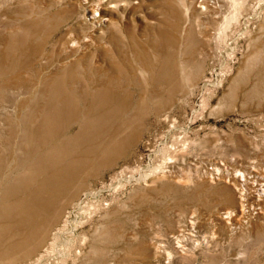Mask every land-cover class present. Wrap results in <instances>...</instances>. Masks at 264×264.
<instances>
[{
    "label": "rangeland",
    "instance_id": "obj_1",
    "mask_svg": "<svg viewBox=\"0 0 264 264\" xmlns=\"http://www.w3.org/2000/svg\"><path fill=\"white\" fill-rule=\"evenodd\" d=\"M0 162V264H264V0H0Z\"/></svg>",
    "mask_w": 264,
    "mask_h": 264
},
{
    "label": "bare ground",
    "instance_id": "obj_2",
    "mask_svg": "<svg viewBox=\"0 0 264 264\" xmlns=\"http://www.w3.org/2000/svg\"><path fill=\"white\" fill-rule=\"evenodd\" d=\"M20 28V27H19ZM98 86V85H97ZM103 88V87H102ZM5 153H7V152H5ZM2 157V156H1ZM1 163V162H0ZM3 163V162H2ZM215 171H218V170H215ZM233 183L235 184V185H240L239 184V182H238V179H237V177L236 178H234L233 179ZM242 192H241V195H243L244 196V194H245V191L244 190H241ZM232 202L234 203L235 202V199H234V196H233V198H232ZM263 202H264V199H263ZM238 203V202H237ZM236 205V204H235ZM242 207V206H241ZM244 207V206H243ZM240 214H243V212H244V208L242 209H240L239 211H238ZM227 213V212H226ZM230 214V213H229ZM229 216V215H228ZM231 216V215H230ZM193 224V223H192ZM192 228V227H191Z\"/></svg>",
    "mask_w": 264,
    "mask_h": 264
}]
</instances>
